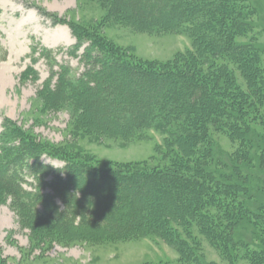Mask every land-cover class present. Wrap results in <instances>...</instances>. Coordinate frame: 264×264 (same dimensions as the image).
Masks as SVG:
<instances>
[{
  "label": "trees",
  "instance_id": "obj_1",
  "mask_svg": "<svg viewBox=\"0 0 264 264\" xmlns=\"http://www.w3.org/2000/svg\"><path fill=\"white\" fill-rule=\"evenodd\" d=\"M106 1L113 13L141 28L188 31L193 50L179 55L174 65L155 67L79 32L72 55L82 69L67 65L57 71L56 82L46 87L48 103L72 106L86 125L109 134L127 135L153 123L166 133L168 163L106 168L61 155L63 166L55 167L43 161L50 154L43 147L20 140L0 160V196L11 198L24 223L62 233L120 235L152 228L177 245L179 264H190L195 256L197 262L196 230L223 257L236 260V248L248 243L232 231L257 225L256 218L264 224V214L258 216L242 198L254 196L264 204V182L254 176L264 169V70L256 49L239 40L251 26L247 2ZM62 49L41 46L40 55L54 58ZM38 51L33 46L30 55ZM228 60L240 63L237 70L248 90ZM257 120L263 129L253 124ZM216 134L226 136L232 150H224ZM263 256L264 249L254 250L252 264H264Z\"/></svg>",
  "mask_w": 264,
  "mask_h": 264
},
{
  "label": "rangeland",
  "instance_id": "obj_2",
  "mask_svg": "<svg viewBox=\"0 0 264 264\" xmlns=\"http://www.w3.org/2000/svg\"><path fill=\"white\" fill-rule=\"evenodd\" d=\"M244 2L251 26L239 40L256 49L264 70V0ZM79 32L111 44L132 61L155 67L174 65L179 55L194 48L188 31L141 28L126 16L113 13L106 0H0V160L16 142L30 140L50 153L42 159L55 167L63 166L57 158L61 155L90 160L106 168L164 167L169 161L165 158L166 133L153 123L127 135L109 134L86 125L72 106L52 107L48 103L46 87L50 89L56 82V72L67 65L82 69L79 58L72 55ZM33 46L39 51L30 56ZM41 46L63 49L53 58L40 55ZM229 64L236 68L239 82L248 90L241 69L237 70L240 63ZM261 96L264 104V93ZM253 124L263 129L259 120ZM216 137L224 150H232L234 144L226 136ZM255 173L258 183L264 182V169ZM242 198L251 202L258 216L264 214V204L254 196L247 201L245 196ZM254 213L253 222L257 217ZM256 221L257 225H239L237 231H232L234 236L247 238L248 243V247L236 248L237 259L233 261L195 230L201 252L196 249L197 262L195 256L190 264H252L251 253L264 249V224L262 218ZM180 258L177 245L155 234L152 228L120 235L62 233L22 222L11 198L0 196V264H179Z\"/></svg>",
  "mask_w": 264,
  "mask_h": 264
}]
</instances>
